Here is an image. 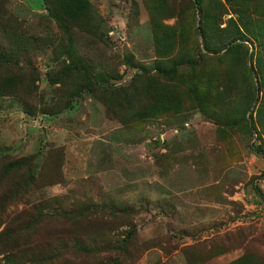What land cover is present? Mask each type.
<instances>
[{"label": "rangeland", "instance_id": "374dc122", "mask_svg": "<svg viewBox=\"0 0 264 264\" xmlns=\"http://www.w3.org/2000/svg\"><path fill=\"white\" fill-rule=\"evenodd\" d=\"M87 2L67 37L42 0H0V45L27 49L0 62V164L28 168L0 230L51 216L0 264H264V0Z\"/></svg>", "mask_w": 264, "mask_h": 264}, {"label": "trees", "instance_id": "16d2710c", "mask_svg": "<svg viewBox=\"0 0 264 264\" xmlns=\"http://www.w3.org/2000/svg\"><path fill=\"white\" fill-rule=\"evenodd\" d=\"M43 6L46 8L51 17L58 23L60 28L64 33L67 34V37H70L69 33V26L76 25L79 28H84L82 25L86 23L83 19H85V15H88L87 12L88 9V2L87 0H42ZM194 4L198 3V0H193ZM84 21V22H82ZM10 38V37H9ZM7 39V41L9 40ZM70 39V38H69ZM11 45V46H10ZM68 47H63L62 51L66 54V58L70 60L69 62L65 63V67L69 69L77 68L76 65L72 62V55L70 52H68ZM204 48V46H203ZM27 49L25 46V43L21 40H17L15 36H13L12 40H9V46L8 44H1L0 45V62L6 63L11 62L14 63L20 56H22L23 53H26ZM75 67V68H74ZM77 73H81L82 77L80 78L82 80L85 79L86 75L84 72L80 71L79 68ZM85 69V68H84ZM83 69V71H84ZM85 75V76H84ZM37 76H35L36 78ZM53 79V78H52ZM85 82V81H84ZM88 83V82H85ZM84 87L88 89V91H92L94 86L92 87L90 84H84ZM258 153L261 154L262 158L264 159V153L260 150H257ZM25 163L22 162L20 159H13L4 161L0 164V187L12 176H16L19 172H25V180L24 185L26 186L28 184L27 179V167L24 165ZM13 178V177H12ZM5 179V180H3ZM24 189L23 186H21ZM261 197L264 198L263 195ZM2 205V202H1ZM0 205V207H1ZM51 217L49 214H46L44 216L43 213L36 214V216H31L30 220L25 223L24 226L18 227L17 230H8L6 227L2 228L0 230V240L6 241L8 243V240L16 241L19 237L29 236L30 234H35L37 231L36 229L39 227V224L45 220V218ZM2 223V221H0ZM23 231H26L27 234H24ZM11 237V238H9ZM16 239V240H15ZM38 245L28 246L26 249H21L23 252L26 251L27 255L29 256L27 261L31 260H43L49 257H52L56 254H58L60 251L63 252L64 249L72 248L74 251L79 252H88V248L85 245V240L83 238L75 237L71 240V244L68 243L67 240L65 242H62L60 245L50 244V247L47 248H41L43 252L41 253V250H36ZM14 251V250H12ZM20 251V250H19ZM11 252V251H10ZM15 252H11L9 255H7L6 261L10 262L12 264H22L24 263V259L22 257H19ZM61 253V252H60Z\"/></svg>", "mask_w": 264, "mask_h": 264}]
</instances>
